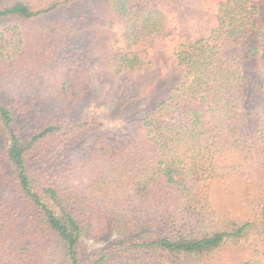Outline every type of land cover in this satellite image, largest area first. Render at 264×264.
Masks as SVG:
<instances>
[{
	"label": "trees",
	"instance_id": "1",
	"mask_svg": "<svg viewBox=\"0 0 264 264\" xmlns=\"http://www.w3.org/2000/svg\"><path fill=\"white\" fill-rule=\"evenodd\" d=\"M78 1L34 9L0 0V20L55 15ZM110 8L124 44L109 43V62L116 73L138 72L175 27L144 0H111ZM257 12L255 0H219L211 35L174 48L180 83L144 115L133 109L124 133L92 139L90 168L72 158L56 171L53 162L94 123L73 113L78 94L63 83L58 101L6 95L0 53V264H117V256L120 264H264V81L241 66L257 58L264 68V24L258 44L247 41ZM65 17L37 26L38 38L22 33L27 47L46 33L73 37ZM27 47L10 62L14 71L28 62ZM229 47L244 57L224 53ZM78 162L89 181L75 178ZM231 197L243 202L239 215ZM84 240L104 244L85 255ZM227 245L230 258L219 256Z\"/></svg>",
	"mask_w": 264,
	"mask_h": 264
},
{
	"label": "rangeland",
	"instance_id": "2",
	"mask_svg": "<svg viewBox=\"0 0 264 264\" xmlns=\"http://www.w3.org/2000/svg\"><path fill=\"white\" fill-rule=\"evenodd\" d=\"M52 1L27 0L34 9L48 6ZM144 1L160 9L170 24L174 25L175 31L171 37L157 45L152 51L151 63L138 72L116 73L109 62L112 55L109 43H115L116 46L124 44L121 36L122 25L112 13L111 0H79L61 8L55 15L47 14L24 22L16 17L0 20V34H5L0 42L4 46L0 48V53L7 66V75L2 79L6 95L8 93L15 98L35 95L44 101L49 98L51 101H58L60 86L65 83L67 94H78L73 113L77 117L94 118L89 131L71 141L67 152L65 151L61 157L53 159L56 171L62 170V167H65L63 164L70 163L72 158L85 161L90 168L92 139L107 132L113 137L124 133L133 117V109L139 110L142 116L152 108L155 101L166 98L171 88L180 83L184 74L183 67L173 58L174 48L178 44L189 45L199 39L208 38L211 29L216 25L219 0ZM255 1L258 12L254 17L255 25L247 37L249 46L258 44L260 26L264 24V0ZM63 16H66L65 19L69 22V28L77 30L73 37L65 42L64 38L67 36L53 40L55 38L46 33L43 39L39 36L37 47L32 45L27 47L26 43L29 40L26 37L29 35L23 36L22 33L38 38L37 26L47 25L49 17L58 20ZM14 24L18 25L21 34L19 31L16 33L13 30L8 32L5 30L7 26ZM18 37L21 38L20 42ZM70 41L74 44L71 45ZM26 47L30 53L27 56L28 62L14 71L10 62L14 63L18 55L25 53ZM234 51L233 47L223 49V52L230 56L237 53L243 58L245 55L243 49L237 50L236 53ZM239 59L240 56L237 60ZM241 66L258 81H264V68L257 58H244ZM83 80L87 86L82 83ZM172 119H175V116ZM166 120L168 118L163 122ZM121 143L119 144L122 145ZM79 163L71 166L77 168L75 178L87 182L93 175L85 168V164L81 166ZM98 169L102 170V167ZM110 191L123 192L118 189ZM228 202L230 211L235 215H239L244 208L243 202L237 197L229 198ZM103 244L101 241L84 240L85 255L101 248ZM231 254L228 245L218 251L219 256L227 258H230ZM117 257H119L117 264H120L125 256ZM218 259L217 255L212 257L213 262Z\"/></svg>",
	"mask_w": 264,
	"mask_h": 264
}]
</instances>
